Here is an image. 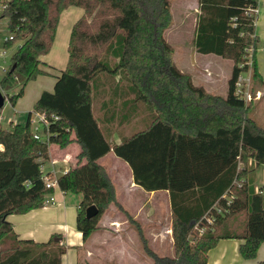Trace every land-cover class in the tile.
<instances>
[{
	"label": "trees",
	"instance_id": "1",
	"mask_svg": "<svg viewBox=\"0 0 264 264\" xmlns=\"http://www.w3.org/2000/svg\"><path fill=\"white\" fill-rule=\"evenodd\" d=\"M258 3L199 0L197 50L234 63L222 96L195 84L174 61L165 36L171 0H6L2 17H8L12 38L4 44L20 42L0 87L13 106L29 81L49 73L42 57L54 44L62 11L74 5L84 14L73 25L69 60L55 75L54 90H44L34 105L35 111L59 116L50 123L49 141L33 137L30 117L24 124L0 121V264L62 263L67 246L61 234L41 242L21 238L8 216L45 205L54 192L41 170L49 146L66 148L74 140L81 145L78 162L58 177V185L82 195L77 228L84 240L117 201L100 163L113 151L145 190L169 191L174 255L147 250L154 264H208L209 251L222 239L242 240V256L257 258L264 243V188L256 184V171L264 165V127L250 115L253 101L234 90L239 73L249 68L240 67L246 49L257 48V14L251 9ZM252 87L264 91L255 55ZM131 108L146 113L144 123L115 143L111 127L121 131L118 114ZM93 204L100 212L88 218Z\"/></svg>",
	"mask_w": 264,
	"mask_h": 264
},
{
	"label": "crops",
	"instance_id": "2",
	"mask_svg": "<svg viewBox=\"0 0 264 264\" xmlns=\"http://www.w3.org/2000/svg\"><path fill=\"white\" fill-rule=\"evenodd\" d=\"M258 7L259 11L256 20L258 44L255 51V59L264 82V0H259ZM199 13V0H187L184 18L186 19L185 22H188L189 17L192 16L194 32ZM83 14L84 9L81 7L75 9L69 6L62 11L54 44L50 52L42 57L43 61L47 64L45 68L49 73L41 74L35 80L43 85L37 93V99L44 90H54L56 83L55 75L67 66L71 31L74 23ZM261 51L262 53L258 57ZM203 54L206 55L205 53ZM198 55L194 50L192 57L196 65ZM216 59L220 58L210 60L206 59L205 56L202 57V63H204L203 70H205L203 74L205 76L209 75L211 77V70L215 65L223 62V60L219 61ZM200 71L198 69V72ZM49 75L54 76L51 81L45 78ZM203 82H210V80L206 79V81L200 82L199 86H203L209 93H212ZM212 88L215 90L216 86H212ZM212 88L210 90H213ZM262 97H264V93ZM30 111L31 109L28 112L27 120L29 119ZM262 111H264L263 108ZM145 115L146 113L144 114L134 108H131L128 114H123L122 116L118 114L117 121H119V126L123 125L122 130L119 131L120 129L111 127V139L115 143H119L124 134H129L134 129L136 130L137 126L141 127L143 125ZM123 118L125 121L120 123V120ZM72 137L75 138L74 135ZM80 152L81 145L76 140L71 142L66 148H60L57 144H50L47 164L50 165V160L53 158L59 159L56 167L59 169L58 176H60L66 169L77 164V156ZM112 152L110 151L101 157L100 163L105 167L115 185L117 201L112 203L106 210L99 222V228L87 240L83 239L82 232L77 228V215L81 194L65 192L58 184L54 189L56 196V202L54 204L44 205L26 213L10 214L8 216L9 221L14 225L16 233L21 238H30L40 242L49 240L53 234H61L63 237L62 242L67 246V251L63 254L61 264H81V257L85 255L88 261L91 262L89 259L94 255V251H101L106 253V255L112 256L113 259L110 262H115L116 264H126L128 260H134L137 263L138 260H135L134 254L135 251H145V256H151L147 250L155 252L149 246V237L153 236L160 244L166 242L173 243L172 211L169 191L145 190L135 182L129 164L125 160V162H122L123 159L115 154L114 156H109ZM65 156L68 158L67 162L63 160ZM256 173L257 187L264 188V177L261 178V184L258 183L260 174L264 173V165L259 167ZM135 231L139 233L142 245L138 241ZM242 242L239 239L220 240L218 245L209 251L208 264H258L264 259V257L259 256V252L257 258L245 259L240 253V245ZM236 252L240 253L243 258Z\"/></svg>",
	"mask_w": 264,
	"mask_h": 264
},
{
	"label": "rangeland",
	"instance_id": "3",
	"mask_svg": "<svg viewBox=\"0 0 264 264\" xmlns=\"http://www.w3.org/2000/svg\"><path fill=\"white\" fill-rule=\"evenodd\" d=\"M6 1V0H0ZM191 1V0H190ZM187 0H171V12H172V20L170 26L165 31V36L170 44L173 46V59L176 62L177 66L182 69L183 71L191 74L194 83L199 85L200 82L206 81V79L210 80V82H203L207 89L215 94L218 95H227L228 88H229V79L232 75L233 71V61L231 59L223 58L217 54L210 53L204 55L200 51L197 50V47L194 42V37L196 33V29L194 32L193 29V18L192 16L189 17L188 22H185L184 13L186 7ZM0 79L3 76L5 69L9 67L11 63V55L13 52L18 48L20 41L13 42L9 47H5V40L10 37V30L8 26V17H2V13L4 9L2 8V4H0ZM75 9H78L76 6H72ZM194 50L198 55L197 65L193 61L192 53ZM262 51L258 54V57L261 55ZM205 56L206 59L213 60V58H220L216 60H223L221 64L215 65V67L211 70L210 74L211 77L205 76L203 73L205 72L204 63H202V57ZM200 60V61H198ZM198 69L201 71L198 72ZM207 73V71H206ZM53 75L46 76L45 78L48 81L52 80ZM37 79V78H36ZM31 80L25 87L24 95L19 97L15 106L7 99L5 105L1 110V116H3L2 123L6 126H9L11 123H26L28 118L29 110L34 109V105L37 101V93L40 90L41 85L39 81ZM47 85V84H44ZM212 86H216L214 90ZM212 88L213 90H210ZM16 90V89H15ZM13 90V91H15ZM264 93V91H262ZM263 96V95H262ZM7 97V93H6ZM263 98V99H261ZM260 99L254 100L252 109L250 110V115L257 119L258 123L262 126L264 125V97ZM262 105V106H261ZM261 110V111H260ZM97 116L100 115V111H96ZM10 122V123H9ZM44 132H42L43 134ZM114 152H112L109 156H114ZM106 162V161H105ZM122 162H125L122 160ZM130 169V167H128ZM262 174V176H261ZM260 174V179H258V183L261 184V178L264 177V173ZM256 180H257V173H256ZM163 195V193H162ZM82 198V195H81ZM136 237H138V241H140L139 233H136ZM149 246L157 252L160 256H173L174 255V246L173 243H158L153 236L149 237ZM238 253V252H236ZM135 260H138L137 263L134 260H128L126 264H153L155 260L153 257L147 255L145 256V251H135ZM241 258H243L240 253H238ZM86 256V255H85ZM82 256L80 263L81 264H106L112 261V256L106 255V253L94 251V255H92L91 262L88 259ZM259 256L264 257V244L259 250ZM93 262V263H92ZM115 263V262H114Z\"/></svg>",
	"mask_w": 264,
	"mask_h": 264
},
{
	"label": "built area",
	"instance_id": "4",
	"mask_svg": "<svg viewBox=\"0 0 264 264\" xmlns=\"http://www.w3.org/2000/svg\"><path fill=\"white\" fill-rule=\"evenodd\" d=\"M6 1H0L2 4V8H5ZM1 6V5H0ZM259 11V7H254L251 9V12L257 14ZM12 38V36H10ZM255 49L254 47H250L246 49V63L240 64V67L248 64V70H244L239 73L236 81H235V94L243 99L245 102H251L257 99H260L263 95L261 89L255 91L252 87V64L254 60ZM30 120H31V128H32V135L35 139L41 141H49L51 130H50V123L52 120H58L59 116L56 114H47L46 112L41 111H30ZM3 120V116L0 115V121ZM42 132H44L42 134ZM65 162L68 161L67 156L63 158ZM48 159L44 161L41 165V170L43 172V178L45 182V186L47 188H54L58 184V173L59 169L56 167L58 164L59 159L53 158L50 160V165L47 164ZM69 170L66 169L63 173ZM62 173V174H63ZM58 176V177H57ZM56 202V196L54 192L48 194L45 199V205L54 204ZM209 222H212L211 218H208ZM205 231V227L199 228V232L203 233Z\"/></svg>",
	"mask_w": 264,
	"mask_h": 264
},
{
	"label": "water",
	"instance_id": "5",
	"mask_svg": "<svg viewBox=\"0 0 264 264\" xmlns=\"http://www.w3.org/2000/svg\"><path fill=\"white\" fill-rule=\"evenodd\" d=\"M6 101H7L6 93L0 87V109L3 108ZM99 212H100L99 208L95 204H93L87 208L86 216L88 218H92L97 214H99Z\"/></svg>",
	"mask_w": 264,
	"mask_h": 264
}]
</instances>
